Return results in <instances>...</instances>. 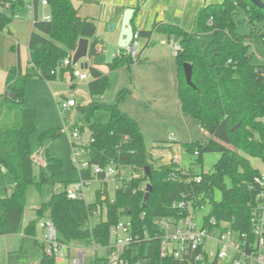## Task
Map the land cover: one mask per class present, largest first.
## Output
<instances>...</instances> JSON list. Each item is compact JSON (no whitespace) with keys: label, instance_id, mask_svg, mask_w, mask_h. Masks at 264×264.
<instances>
[{"label":"trees","instance_id":"1","mask_svg":"<svg viewBox=\"0 0 264 264\" xmlns=\"http://www.w3.org/2000/svg\"><path fill=\"white\" fill-rule=\"evenodd\" d=\"M47 1L50 20L39 19L35 11L28 44L29 69L24 72L19 59L17 66L8 69L6 91L0 95V168L13 180L10 195L0 199V208L4 211L0 219V237L24 232L23 244L15 253L16 257L27 258L24 247L31 242L41 254L40 264H57L46 253L44 243L37 239L39 225L31 222L23 228L27 192L34 183L39 190L47 186L50 191L49 200L37 209V213H49L62 243L82 242L88 247L102 248V253L97 251L91 264H112L111 251L105 248L112 244L111 229L124 218L131 220L134 236L130 249L122 256L125 264H218L216 261H178L161 256L165 231L159 222L184 218L187 212L174 207L182 200L191 203L196 212L209 206L210 213L204 218L206 225L211 219H215L220 228L227 223L233 232L246 236L254 244L252 219L259 211V196L263 190L255 183L261 170L252 166L249 157L264 162V65L251 64L250 41L260 38L264 42V34L256 30L257 25L264 27V8H258L248 0L211 3L199 10L193 32L161 21H156L147 30H138L133 25L134 32H139L141 40L145 41L138 56L133 59L120 49L121 56L108 63L110 72L115 73L143 62L142 55L156 31L165 33L169 41L179 39L177 65L181 109L199 122L201 129L210 136L206 142L182 146L196 156V163L200 164L205 154L219 153L221 157L209 173L197 175L185 171L174 158L164 161L161 154L168 152L166 147H155L152 152L137 121L120 108L121 102L130 94V88L122 89L114 102L102 101L111 80L97 64L90 65L88 93L91 101L79 108L86 121L80 130H87L91 136L86 157L92 165L108 167L113 164L131 170V173L119 181L113 201L106 197L102 199L107 191L105 184L97 191L96 202L87 204L84 198L70 200L67 197L69 183L63 184L61 192H55L54 173L62 167L61 160L47 155L40 180L35 182L34 179L31 137L37 131V112L25 100L27 82L32 77L54 82L66 72L74 80L76 69L72 65L64 66V61L73 58L82 38L93 41L90 56L96 55L98 45L96 21L81 17L74 0ZM40 2L0 0V31L18 13L31 6L37 10ZM241 11L252 31L250 36L238 33L236 17ZM206 34L212 35L209 48L200 42L201 36ZM185 64L193 68L195 88L186 81ZM99 112H107L108 121L98 122L96 115ZM59 136L61 133L48 130L40 134L39 140L44 145ZM199 177L201 182L197 183ZM81 179L90 181L94 176L90 170H82ZM148 185L152 192L144 206ZM216 191L221 193L220 201L215 198ZM103 207L106 208V219L92 227L91 219L102 214Z\"/></svg>","mask_w":264,"mask_h":264},{"label":"rangeland","instance_id":"2","mask_svg":"<svg viewBox=\"0 0 264 264\" xmlns=\"http://www.w3.org/2000/svg\"><path fill=\"white\" fill-rule=\"evenodd\" d=\"M264 1V0H263ZM211 2V1H210ZM215 3H222L223 0H214ZM30 9L20 12L12 20V22L2 31H0V85L6 83V74L9 68L16 66L18 64L19 54L13 46H20V58L22 63V68L26 69L28 66L29 53H28V42L30 39V34L33 29V14L30 13ZM50 15L49 9L39 10V19H44ZM238 21V33L241 36H250L251 29L246 22V16L241 11L237 17ZM256 30L261 31L264 34V27L262 25H257ZM212 41V35L206 34L201 36L200 42L205 48L210 47ZM104 53L100 55L104 56V61L98 63L99 69L104 74H109L110 70L108 63L105 61V57L112 56L113 47L109 45V42L104 43ZM116 48V47H114ZM109 54V55H108ZM250 62L255 66L264 65V42L260 38H253L250 41ZM80 69V68H79ZM88 81H80L79 79L71 80V75L66 72L62 78H58L54 82H46L37 77H32L27 82L25 100L30 106V108L36 110V129L37 131L31 137V150L34 159V179L35 182L40 180V174L42 167L45 166L47 155L50 158L61 160L62 167L54 173V181L56 182L55 192H61L63 190L64 183H75L81 181V162L86 159L85 155L79 157L78 160L75 159V152L73 148V143L77 145L87 144L89 142V132L87 130L81 131V127L86 125L85 116L79 110V108L86 106L90 101V95L88 93ZM117 90V82L114 78L110 81L109 90L104 98L105 102H112L115 91ZM63 99H72L76 103V107L72 108L67 113H61L59 108V103ZM109 119V114L107 112H99L96 115V120L98 122H106ZM75 129H78L80 138H73V133ZM192 129V128H190ZM54 130L61 133V136L50 140L48 143L42 145L39 137L44 131ZM181 130L178 127H170L167 135H163L160 138L153 137L151 134H146V144L147 147L153 152L157 146V141L163 144L164 147L172 146L168 152H163L161 156L164 161H168L175 154L179 155L181 158L179 163H181L182 168L185 171H191L194 174L200 175L202 173H209L213 170L215 164L219 161L221 155L219 153H209L205 154L202 164L196 163L198 158L193 154H189L180 148V144L183 145L184 137L181 135ZM195 132V131H192ZM205 132V131H204ZM202 136L207 137L206 134L201 132ZM165 134V130H163ZM174 135L173 140H169L170 136ZM199 136V134L197 135ZM200 137V136H199ZM186 138V137H185ZM194 138V135H192ZM198 138V137H197ZM201 138V137H200ZM199 138V139H200ZM204 142V141H199ZM193 143V142H191ZM183 147V146H182ZM249 160L252 166L256 169L264 171V162L250 158ZM129 171V170H128ZM130 174V173H129ZM123 175H126L123 171ZM228 185L229 182L227 181ZM13 185V180L8 173L0 168V199L8 196L9 191L7 187ZM104 188L101 181L94 177L90 180L83 189V198L87 204H93L97 199V191ZM106 193L102 199L105 197L110 201H113L116 193V183L114 181H109L106 186ZM50 198V191L47 186H43L41 190L38 189L37 185L32 184L27 192V199L25 204V228L29 223L35 222L37 224L50 222L49 213L44 211L42 215L37 213V209L46 203ZM215 198L217 201L221 200L220 191H216ZM198 220L202 224L204 218L209 215L210 207L207 206L201 211H198ZM3 215V210L0 208V219ZM106 219V208L103 207L102 214H98L91 219V226L94 227L102 220ZM24 232L20 234L23 236ZM47 232L44 231V235ZM22 237L20 235L12 236H1L0 237V264H16L15 251L20 246ZM71 255L77 257L81 249L84 250V263L91 264L96 256V252L102 253L100 247H88L85 243L74 242L69 245ZM79 249V250H78ZM30 256L33 257L31 261L24 264H37L34 260L35 253L30 252ZM219 264H231L227 260L222 261Z\"/></svg>","mask_w":264,"mask_h":264},{"label":"crops","instance_id":"3","mask_svg":"<svg viewBox=\"0 0 264 264\" xmlns=\"http://www.w3.org/2000/svg\"><path fill=\"white\" fill-rule=\"evenodd\" d=\"M213 1L214 0H74L75 6L79 9L80 16L83 18L94 19L97 23V52L96 55L89 57V67L92 64L98 65V63L104 61V56L101 57L100 55L104 53L105 41L109 42V45L113 47L112 56H108V58L105 57V61L112 62L114 60V55L120 51L118 46L120 37V29L118 27L120 25V20L118 22L119 24H117V29L114 32H110L109 25L105 22L108 7L120 9L122 12L129 8L134 9L135 15L132 20V25L138 28V30L150 29L156 21H161L163 23L179 25L185 30L193 32L195 30V18L199 10L211 3H215ZM41 8L44 10L48 9V7H44L41 2L39 3L37 10L34 8L30 9V13L33 14L34 18L35 11L38 17ZM117 21L118 19L113 23H117ZM173 40L175 43L179 44V39L174 38ZM144 42L145 41L141 40V46ZM168 42L169 39L165 33L160 31L154 32L149 46L142 55L144 59L143 62L133 65L130 68H124L119 72H110V80L114 78L117 82V90L115 91L112 102L116 101L117 96L122 89L128 87L130 88V94L123 102H121L120 108L137 121L144 135L149 133L157 139V137L160 138L163 135L166 136L170 127H178V131L179 129L182 131L181 135L184 137V144L197 141L206 142L210 138L209 134L201 129L199 122L182 112L181 101L179 98L177 55L167 44ZM13 49L18 51L19 63V59L21 61L19 53L20 46L15 45L13 46ZM29 61L30 55L27 68H22L24 72L29 69ZM79 68L80 66L78 65L77 69ZM79 70L82 69L80 68ZM88 71L89 69L86 71L89 74ZM88 80L91 81V78L89 77ZM5 91L6 83L0 85V95H3ZM105 96L102 100H104ZM163 130H165V134H163ZM201 132L206 135L208 134L207 137L205 138L202 136ZM198 134L201 138L197 136ZM192 135H194V138H192ZM174 138L175 136L172 135L169 140H173L174 142ZM156 143H158L156 144V147H164L160 142L157 141ZM179 146L183 149L181 144ZM171 147L172 146L168 148L172 149L173 147ZM173 158L175 162L182 167L181 163H179L181 159L179 155L175 154L169 160ZM124 171L126 176H129V173H131V170ZM107 185L108 183H106V186ZM12 188L13 185L7 187V190L9 191L8 196L10 195ZM44 231L45 230L40 226L38 227L37 239L40 241L44 236ZM16 235H20L22 240L20 246L17 248L18 250L14 253L20 251L24 239V233L23 236L20 233L15 234V236ZM24 251L27 253V258L18 259V257H16V264H24L31 261L33 257L30 256V252L35 253L34 260L37 264H40L41 254L35 245L28 242L24 247ZM80 252H83V255L85 253L83 249H81Z\"/></svg>","mask_w":264,"mask_h":264},{"label":"built area","instance_id":"4","mask_svg":"<svg viewBox=\"0 0 264 264\" xmlns=\"http://www.w3.org/2000/svg\"><path fill=\"white\" fill-rule=\"evenodd\" d=\"M41 4L44 7H48L47 0H41ZM32 8L34 7L31 6L30 9ZM43 20H50V15ZM167 44L177 55L180 51V45L175 43L174 40H170ZM140 47V34L139 32H134L132 43L124 50L127 56L135 59L140 52ZM120 56L121 51H118L114 58ZM71 65L72 59L64 61V66ZM75 69L74 76L76 79L88 81L90 76L86 71L77 69V66ZM74 107H76V103L72 99H63L59 103L61 113H67ZM73 138H80L78 129H75ZM90 141L91 136L87 144H76L73 147L76 160L82 155L86 156V146ZM81 167L85 171L90 170L92 175L98 178L103 186L109 181H114L117 188L120 185L119 181L126 176L123 175V168L113 164L108 167L92 165L87 157L81 162ZM88 182L82 179L79 182L72 183L67 189V197L70 200L83 198V189ZM196 182L200 183L201 178H196ZM255 183L263 191L259 196V211L254 214L252 219L256 239L254 244L246 236H240L233 232L227 223H223L221 228L218 227L215 219H211L209 225H206L205 221L200 224L198 213L192 204L182 200L175 204L174 207L187 212L184 218L179 221L162 220L159 222L165 231L162 236L161 256L178 261H216L219 264L227 260L231 264H264V171H261L260 175L255 178ZM39 226L47 232L41 239L45 245L46 253L48 256L53 257L57 264H85L83 252H79L77 257L71 255L69 245L59 240L57 229L51 221L48 223L41 222ZM110 235L112 244L105 250L111 251L110 260L112 264H125L122 256L134 242L131 220L128 218L122 219L119 224L111 229Z\"/></svg>","mask_w":264,"mask_h":264},{"label":"water","instance_id":"5","mask_svg":"<svg viewBox=\"0 0 264 264\" xmlns=\"http://www.w3.org/2000/svg\"><path fill=\"white\" fill-rule=\"evenodd\" d=\"M258 8H264V1L263 0H248ZM5 14H8V11H4ZM135 15L134 9H126L123 12L120 9H114L112 7H108L106 11V18L105 22L107 25H109V31L114 32L117 29V24H119L120 20V37L118 46L120 49H126L129 47V45L133 41L134 37V28L132 25V20ZM116 19H118L117 23H113ZM93 46V41L90 39L82 38L78 42V47L73 55L72 58V66L75 68L76 66H80V68L84 71H87L89 69V62L88 59L90 57V52ZM186 81L189 86L195 88L193 85V68L190 64H185L184 66ZM13 98L14 96L11 95ZM146 173L148 177H151L150 169L146 168ZM152 192V187L150 185L146 188V195L144 198V202L146 206V202Z\"/></svg>","mask_w":264,"mask_h":264}]
</instances>
